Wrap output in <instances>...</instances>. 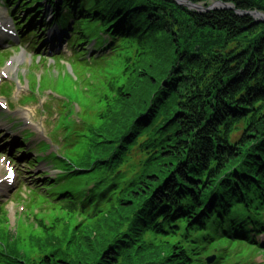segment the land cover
<instances>
[{
  "label": "trees",
  "instance_id": "1",
  "mask_svg": "<svg viewBox=\"0 0 264 264\" xmlns=\"http://www.w3.org/2000/svg\"><path fill=\"white\" fill-rule=\"evenodd\" d=\"M27 1L42 0L21 11ZM58 1L71 47L93 35L101 48L108 34L113 52L134 49L102 75V94L68 92L94 116L70 134L82 157L59 168L93 181L108 205L68 201L89 223L31 244L0 231V264H203L208 249H195L214 241L264 249V22L235 13L264 15V0H187L233 7L208 13L164 0ZM134 150L143 159L124 170Z\"/></svg>",
  "mask_w": 264,
  "mask_h": 264
},
{
  "label": "rangeland",
  "instance_id": "2",
  "mask_svg": "<svg viewBox=\"0 0 264 264\" xmlns=\"http://www.w3.org/2000/svg\"><path fill=\"white\" fill-rule=\"evenodd\" d=\"M3 13V9L0 8V14ZM50 16L49 11L46 12V14L43 12V17L45 19H47ZM17 17H21L20 14H17ZM43 18V19H44ZM50 19V17L46 20V22ZM1 21V19H0ZM60 34H55L53 35V39H57V41L55 42H49V46L48 48L44 47L46 49V51H49V48L51 50H55L58 46V44L61 45V47H59V55H68L70 56V52L68 51L67 47H66V43L65 41L61 42L58 41V37ZM48 41H51L49 38H47ZM42 47V45H39ZM38 46V47H39ZM56 46V47H54ZM12 46L11 45H7L5 42L0 41V50L2 51H6V50H11ZM1 52V51H0ZM54 53V52H53ZM117 55H120V57L122 58L123 56H125L126 54L129 55H133L134 54V49H127V50H122V51H118L117 53H115ZM135 55V54H134ZM134 58V57H133ZM14 60V56H12L11 58H9L5 63L0 61V72L1 71H5V69L7 67H9L10 65L15 66V70L14 72L9 71L10 73L9 78H7L10 82H12L11 84H15V82H17V79H21L20 83L17 82V87L14 89V92L11 94L12 98L10 99V103H12V112L8 111L5 113L0 112V135H3L2 137H0V142L3 141L2 138H6L8 137L9 134L11 133H15L14 136H18L20 137L21 134H23L24 131H30L32 132L35 136L32 139L34 141V145L33 146H29V150L34 149L35 145L42 143L43 141H47L48 143H50V137L52 138H58L59 140L62 138V134H58V132L56 130H53L52 126L54 122H57L59 120V117L57 116L58 112H63L65 110V107H69V105L67 104H62V103H58L56 100H60L61 102L63 101L62 98H55V99H48V92H44V91H48L47 89L49 88H54L56 89V91L58 93H63V92H67L64 88V84L61 83H53L50 82L48 83V81L45 79L47 75H45V70L43 69H31L27 66L24 65H20L16 62L13 61ZM122 64L119 62V60L117 59V57L114 56H107L104 58L103 61H95V64L91 65L92 67V71L91 73L94 75L95 78H99V76L102 74H111V75H116V73L120 70V66ZM54 75H57L58 73H56V69H54ZM44 76V78H43ZM50 77H52L50 75ZM33 79L37 82L41 81V83L43 81H45V87L43 92L41 93L40 96L36 98L35 102H29V103H25V98L24 96L31 94L32 90H29L28 88V82L27 79ZM9 83H4L5 88L7 87H11L12 85ZM8 99V98H7ZM7 99H1L0 101L2 102H6L8 103ZM45 104V109L43 111V105ZM73 108H75V106H72ZM77 110V108H75ZM47 111V113H43ZM80 114V113H79ZM93 114V111H86L84 113L85 117H91ZM14 122L16 125L11 124V122ZM58 124V123H55ZM14 127H16V129H14ZM59 128V126L57 127ZM72 131V130H71ZM49 137V138H47ZM19 139V138H17ZM31 140V141H32ZM71 144H73V140L70 138L67 141V152L70 153V155H75L76 153H78V149L75 150V153H72L71 150ZM19 146H13V148H18ZM74 147V144H73ZM13 151V150H12ZM55 151H57V148L52 147V149L50 150L49 153L53 154ZM14 152V151H13ZM65 153V151H64ZM5 156V161H3L2 163H0V174L4 173V169L3 167L8 164L7 161L9 160L10 164L14 163L15 165V173H16V178L14 183H12L11 185H8L6 187V191L4 193H0V206H4V209L6 211V215L7 218L9 219V223H8V227L10 229V231L17 235V240L20 243H31L32 240L36 239L37 237L41 236V233L37 232L34 230L35 227L32 226L33 222V218L31 221H29L28 219H25V216H23L22 218H19L20 213L22 212L23 209V205H21V199L20 197H22L23 194H27L28 193V189H29V181H31L33 178H29L30 177H36V175L38 174H42V173H48L49 177H51L52 179H54L55 174L57 173L54 168L52 166L47 167L46 165H41L37 170H31L29 171L28 169L25 168L24 166V162L18 158L21 157V155L18 156H12L11 154H2ZM34 153H32V157H33ZM1 156V154H0ZM143 159V156L139 153V151L134 150L131 152V154L129 155L127 162L130 166L125 167L126 170L129 169H133L136 170L137 169V165L139 164L138 162ZM109 175H112V173H110ZM130 175V174H128ZM26 177V179H21V177ZM112 177V176H111ZM110 177V178H111ZM109 178V179H110ZM108 179V177H107ZM23 183V184H22ZM22 184V185H21ZM41 184V183H36V185ZM23 186L22 189L20 190V192L18 194H16L17 189L19 188V186ZM67 184H65L66 186ZM13 194H9L11 190H14ZM7 197V199L5 198ZM51 198L46 199L47 202L51 203L52 205H54V203L51 202L50 200ZM21 201V202H20ZM57 205V203H56ZM54 205V206H56ZM58 207V205H57ZM1 208V207H0ZM55 207H48L45 206L44 208H42L41 210H36V216L42 215L40 212H45L46 215L51 216L54 212H56V210L54 209ZM29 213V210L27 211ZM16 216V219L14 218ZM19 221H25L24 223L19 222ZM1 227V225H0ZM248 251H250V248H247ZM253 254L257 253L256 249H253ZM39 254L36 252L32 255V258H36L38 257ZM240 256L242 258L246 257L247 254L242 252L240 254ZM256 263H260V264H264V258L263 256H258L255 261Z\"/></svg>",
  "mask_w": 264,
  "mask_h": 264
},
{
  "label": "water",
  "instance_id": "3",
  "mask_svg": "<svg viewBox=\"0 0 264 264\" xmlns=\"http://www.w3.org/2000/svg\"><path fill=\"white\" fill-rule=\"evenodd\" d=\"M164 1H171L177 5H182L183 3H185V6L188 9H193L196 10L198 13H208L209 11L212 10H233V7L231 5H226V4H222V3H218L215 2L213 4H211L209 7L207 8H203L201 6L198 5H193L191 3H189L187 0H164ZM238 16H252L254 19H256V23H263L264 22V15L259 14V13H241V12H235Z\"/></svg>",
  "mask_w": 264,
  "mask_h": 264
},
{
  "label": "bare ground",
  "instance_id": "4",
  "mask_svg": "<svg viewBox=\"0 0 264 264\" xmlns=\"http://www.w3.org/2000/svg\"><path fill=\"white\" fill-rule=\"evenodd\" d=\"M9 32H10V30H6L5 37L9 34ZM1 36H3V34H1L0 37ZM1 38H3V37H1ZM4 186H6L5 181L0 177V188H3Z\"/></svg>",
  "mask_w": 264,
  "mask_h": 264
}]
</instances>
